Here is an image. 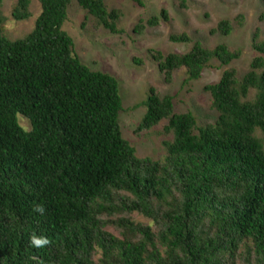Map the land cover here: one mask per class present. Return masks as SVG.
Instances as JSON below:
<instances>
[{
    "label": "trees",
    "instance_id": "trees-1",
    "mask_svg": "<svg viewBox=\"0 0 264 264\" xmlns=\"http://www.w3.org/2000/svg\"><path fill=\"white\" fill-rule=\"evenodd\" d=\"M73 1L39 0L41 15L23 39L11 40L0 16V264H264L259 29L243 76L231 67L241 51L224 44L208 49L187 33L170 36L193 44L186 53L150 51L167 83L178 70L194 81L213 61L225 68L204 88L217 113L213 123L176 113L173 96L150 88L138 130L165 122L169 137L166 158L155 161L137 157L123 137L118 80L85 65L63 30ZM75 1L97 29L122 32V12L105 0ZM30 6L31 0H17L12 17L29 20ZM162 21H169L166 10L141 20L134 32ZM232 31L222 20L212 33ZM38 205L43 214L34 210ZM33 235L49 243L36 247Z\"/></svg>",
    "mask_w": 264,
    "mask_h": 264
},
{
    "label": "rangeland",
    "instance_id": "rangeland-1",
    "mask_svg": "<svg viewBox=\"0 0 264 264\" xmlns=\"http://www.w3.org/2000/svg\"><path fill=\"white\" fill-rule=\"evenodd\" d=\"M16 3L17 0H2L0 4V16L5 20L6 34L11 40L23 39L30 34L42 12L39 0H31L32 17L16 21L12 17ZM105 3L110 10L122 12L117 24L122 31L120 34H112L105 28L97 29L94 18L88 17L75 0L68 9L63 30L74 39L76 53L85 65L118 80L124 105V112L119 117L121 131L135 148L137 157L163 161L167 156L163 141L169 138L163 135L166 123L151 130H138L146 114L144 103L150 88L161 97L173 96L176 113L191 112L200 125L213 123L217 113L212 109L211 94L204 88L218 82L225 68L213 61V68L205 69L202 78L194 81L188 80L185 70H178L172 82L167 83L150 51L164 55L186 53L193 44L172 42L170 36L187 33L205 48L214 49L224 44L233 51H241V59L231 67L243 76L256 56L253 40L258 29L264 40V3L262 0H143V6L131 0H105ZM162 10L168 12V22L147 27L142 34L134 32L141 20L160 16ZM222 20L232 23L231 35L212 33ZM18 119L26 131L31 130L25 117L19 115ZM138 219L147 221L140 216Z\"/></svg>",
    "mask_w": 264,
    "mask_h": 264
},
{
    "label": "clouds",
    "instance_id": "clouds-1",
    "mask_svg": "<svg viewBox=\"0 0 264 264\" xmlns=\"http://www.w3.org/2000/svg\"><path fill=\"white\" fill-rule=\"evenodd\" d=\"M35 211L39 212L40 214L44 213V208L43 206H37L35 209ZM30 242L32 245L36 246V247H43L44 245H47L49 243L48 239L44 238V237H37L35 235H33L30 238Z\"/></svg>",
    "mask_w": 264,
    "mask_h": 264
}]
</instances>
